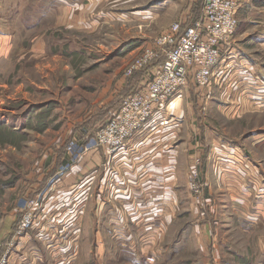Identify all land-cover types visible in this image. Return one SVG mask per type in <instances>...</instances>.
Instances as JSON below:
<instances>
[{"label":"rangeland","instance_id":"obj_1","mask_svg":"<svg viewBox=\"0 0 264 264\" xmlns=\"http://www.w3.org/2000/svg\"><path fill=\"white\" fill-rule=\"evenodd\" d=\"M200 6L201 0H0L4 264H264V227L248 233L226 228L217 234L212 228L206 233L198 227L201 221L192 220L184 195L158 251L147 223L142 231L123 233L119 225L114 231L108 222L103 227L101 212L98 220L91 216L96 183L102 179L101 169L92 166L98 156L91 138L123 97L141 86L152 63L132 77H124L125 70L147 48L154 49L156 37L171 32L175 22L190 16L184 27L191 24ZM232 40L241 51L234 50L228 60L230 79L215 85L208 99L187 87L190 95L183 91L178 108L183 117L181 172L186 167L196 205L212 202L209 197L199 203L196 198L204 188L199 194L192 189L196 182L205 185L202 155L212 137L236 143L264 140V0H253L239 14ZM239 71L256 77L247 82ZM263 148L257 153L264 170ZM89 185L93 194L89 196L90 190L85 197L83 189ZM29 215V228L19 233ZM215 234L228 247L218 249L216 260H207L204 251Z\"/></svg>","mask_w":264,"mask_h":264},{"label":"crops","instance_id":"obj_2","mask_svg":"<svg viewBox=\"0 0 264 264\" xmlns=\"http://www.w3.org/2000/svg\"><path fill=\"white\" fill-rule=\"evenodd\" d=\"M252 1L240 0L237 16L245 9H249ZM235 47V51L238 48L241 51V45L237 49ZM180 103L181 98H179L178 106H174L177 114L180 112L178 110ZM179 116V122L171 124L172 126L166 129L163 121L167 118H163V115L154 116L152 121L148 122L132 141H129L124 150L110 156L100 149L92 151L97 152L98 156V161L92 166L97 165V168L101 169L99 175L102 179L96 183L98 185L95 191L97 192L96 211L91 212V216L101 212L103 227L106 226L104 223L108 222V226L111 227L110 231H114L119 225L122 227L119 231L123 233L130 230L142 231L144 223H147L145 227L149 229L150 242L154 246L157 244V251L164 247L165 235L173 223V212L180 207L178 204L181 195H184L188 202L192 220L201 221L198 222V227L206 233L212 228L217 234L218 230L223 231L226 228L248 233L259 230L260 226L264 227V170L262 159L258 158L264 140L261 141V138L257 137L236 143L229 138L212 137L210 144L205 147V154L202 155L203 162L207 163L205 185H201L204 193H200L199 198H196L200 200L199 203H202L210 197L212 202L207 201V206L203 203L196 205L187 187L186 167L184 174L181 172L179 160L183 153V144L179 137L181 128L179 124L183 117ZM166 130L171 133V136L165 135ZM223 141L224 143L221 144ZM209 146L211 148L208 153ZM216 154L220 156L218 162L215 160ZM109 158L113 159L114 166L117 168L118 180L111 179L108 170H103ZM93 175L92 172L90 176ZM93 178L94 176L91 185ZM88 182L90 179L86 181ZM83 192L85 197L89 193L91 194L89 196H92V187L89 185L83 189ZM200 211H203L205 216ZM98 215L96 220H98ZM161 232L162 235L159 236ZM216 234L213 235V240L209 241V246L205 248L207 260H216L218 249L223 250L228 247V244H225L227 240L225 238L219 240ZM260 239L261 236L258 237V241Z\"/></svg>","mask_w":264,"mask_h":264},{"label":"built area","instance_id":"obj_3","mask_svg":"<svg viewBox=\"0 0 264 264\" xmlns=\"http://www.w3.org/2000/svg\"><path fill=\"white\" fill-rule=\"evenodd\" d=\"M239 5L240 0H201L199 13L191 24L184 27L190 19L187 16L185 20L175 22L171 32L156 37L155 48H147L123 76H132L150 63L152 70L148 71L141 86L123 97L115 113L98 127L91 138L94 150L100 149L108 156L124 150L157 115L167 118L163 121L165 129L179 122L180 116L172 104L182 97L187 87L204 98H211L213 87L224 82L229 77L228 71L232 70L228 60L235 50L232 39L237 29ZM239 72L247 82L256 77L246 71ZM245 93L253 92L246 90ZM251 98L257 101L258 96L252 95ZM170 134L166 130L165 135ZM112 162L113 159L109 158L103 169L108 170L111 179L118 180V171ZM192 173L196 174L195 171ZM194 182L195 177H192ZM200 187L199 182L192 184L194 193H198ZM31 217L23 219L19 233L29 228ZM0 259V264L6 262L5 255Z\"/></svg>","mask_w":264,"mask_h":264},{"label":"bare ground","instance_id":"obj_4","mask_svg":"<svg viewBox=\"0 0 264 264\" xmlns=\"http://www.w3.org/2000/svg\"><path fill=\"white\" fill-rule=\"evenodd\" d=\"M175 103H176V104H175ZM174 104L178 106V104H179V98H178L177 100H175L174 103H173L172 105H174ZM175 105H174V106H175Z\"/></svg>","mask_w":264,"mask_h":264},{"label":"trees","instance_id":"obj_5","mask_svg":"<svg viewBox=\"0 0 264 264\" xmlns=\"http://www.w3.org/2000/svg\"><path fill=\"white\" fill-rule=\"evenodd\" d=\"M132 76H133V75H132ZM132 76H131V77H132Z\"/></svg>","mask_w":264,"mask_h":264}]
</instances>
